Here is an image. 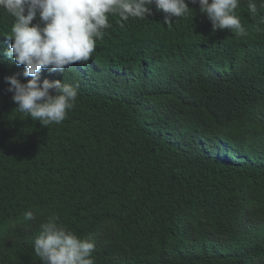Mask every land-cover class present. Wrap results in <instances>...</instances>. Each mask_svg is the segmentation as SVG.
Returning <instances> with one entry per match:
<instances>
[{"label":"trees","instance_id":"1","mask_svg":"<svg viewBox=\"0 0 264 264\" xmlns=\"http://www.w3.org/2000/svg\"><path fill=\"white\" fill-rule=\"evenodd\" d=\"M0 14V264H42L52 213L95 241V264H264V36L132 23L116 49L42 70L79 85L47 127L6 91L31 77L4 56L14 18Z\"/></svg>","mask_w":264,"mask_h":264},{"label":"clouds","instance_id":"2","mask_svg":"<svg viewBox=\"0 0 264 264\" xmlns=\"http://www.w3.org/2000/svg\"><path fill=\"white\" fill-rule=\"evenodd\" d=\"M14 18L4 56L24 66L5 77L19 113L44 126L61 124L76 106L79 85L44 79L41 72L64 74L66 66L86 63L97 45L116 49L136 28L161 32L224 35L243 40L264 36V0H0ZM1 15V14H0ZM24 219H36L28 210ZM95 241L65 226L56 213L40 224L33 241L42 264H95Z\"/></svg>","mask_w":264,"mask_h":264}]
</instances>
